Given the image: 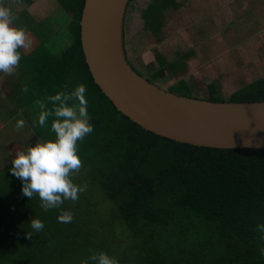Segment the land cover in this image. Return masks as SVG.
Segmentation results:
<instances>
[{
  "label": "trees",
  "instance_id": "16d2710c",
  "mask_svg": "<svg viewBox=\"0 0 264 264\" xmlns=\"http://www.w3.org/2000/svg\"><path fill=\"white\" fill-rule=\"evenodd\" d=\"M57 1L70 16L73 44L35 68L28 103L34 104V133L44 143L55 139V116L40 127L39 114L60 104L50 97L86 86L94 130L78 142L83 167L73 180L87 188L77 201L44 211L38 196L23 195L12 163L5 167L0 173V264H98L91 256L100 252L120 264H264V232L257 228L264 224V149L192 146L132 122L96 85L86 63L80 26L85 0ZM42 28L53 33L47 25ZM218 86L211 84L205 99L264 101V79L230 99ZM171 91L194 97L183 83ZM62 211L72 212L73 220L60 222ZM33 218L44 223L40 232L31 228Z\"/></svg>",
  "mask_w": 264,
  "mask_h": 264
},
{
  "label": "crops",
  "instance_id": "0c3cea01",
  "mask_svg": "<svg viewBox=\"0 0 264 264\" xmlns=\"http://www.w3.org/2000/svg\"><path fill=\"white\" fill-rule=\"evenodd\" d=\"M0 4L12 9L15 26L27 28L33 38L30 50L20 49L22 58L15 74L0 73L1 172L18 151H25L17 142L24 133L35 143H43L33 129L34 104L28 101L34 86L29 79L36 67L60 51L59 42L42 39L48 38L42 26L52 28L53 33H47L56 38L66 16L57 0H0ZM134 5L133 11L129 6L125 20L128 59L143 76L169 91L183 83L197 97L195 86L202 80L208 86H221L216 81L220 71L225 72L226 65L240 56L241 48L248 54L260 49L258 58L264 54V0H136ZM21 119L24 127L17 130Z\"/></svg>",
  "mask_w": 264,
  "mask_h": 264
},
{
  "label": "water",
  "instance_id": "95a60500",
  "mask_svg": "<svg viewBox=\"0 0 264 264\" xmlns=\"http://www.w3.org/2000/svg\"><path fill=\"white\" fill-rule=\"evenodd\" d=\"M132 0H85L81 42L92 77L116 109L175 142L217 149H264V101L216 102L164 89L138 72L125 50Z\"/></svg>",
  "mask_w": 264,
  "mask_h": 264
},
{
  "label": "clouds",
  "instance_id": "9594fccd",
  "mask_svg": "<svg viewBox=\"0 0 264 264\" xmlns=\"http://www.w3.org/2000/svg\"><path fill=\"white\" fill-rule=\"evenodd\" d=\"M16 19L10 7L0 4V73L9 76L15 74L19 67L22 58L20 49L28 51L33 46L31 33L25 27L15 26ZM24 91L27 92L26 87ZM86 91V86L80 84L71 92H59L50 97L53 102L60 101V104L40 112L39 126L45 127L48 118L54 115L51 131L55 139L37 143L26 151H18L12 161L11 172L22 181L23 195L30 199L38 196L44 211L60 208L66 200L77 201L80 193L87 188L86 184L78 186L73 180L83 167L78 155V142L94 130L88 114ZM68 100L75 103L70 106ZM40 107L44 109L42 103ZM24 124V120H18L17 130L23 128ZM73 218L74 214L70 211H62L58 217L63 223H69ZM30 226L34 232H40L44 223L33 218ZM257 228L264 232V224L257 225ZM32 236L33 232L27 233V238L31 239ZM260 253L264 255V247L260 248ZM91 259L97 260L98 264H120L116 257L105 252L93 254Z\"/></svg>",
  "mask_w": 264,
  "mask_h": 264
},
{
  "label": "rangeland",
  "instance_id": "374dc122",
  "mask_svg": "<svg viewBox=\"0 0 264 264\" xmlns=\"http://www.w3.org/2000/svg\"><path fill=\"white\" fill-rule=\"evenodd\" d=\"M135 3H136V0H134L132 3H130L129 6L132 8V9L130 8L131 11H133L135 9V5H134ZM130 9H129V11H130ZM65 16H66V21H65L66 22V29H65V25H60L61 27H63L62 28L63 30H61L60 36H57L56 38H50L49 34L44 31V33H46L48 38H42L43 40H47V41H48V39H50L49 42L50 41H54L55 43L59 42L60 43V45H59L60 51L67 49L68 47H70L73 44L72 32H71V28H69V25H70L69 22L71 21V19H70V16H68L67 14H65ZM36 25H38V24H36ZM40 29H41V27H39V32L42 33V30H40ZM58 29L59 28L57 27L56 32L58 31ZM34 39H35V37H34ZM238 50H239V48H238ZM258 50H260V49H258V48L253 49V51L249 52V54H248V52H245V49L241 48L240 51H242V53L240 54V56H237L236 60H234L231 64L228 63L226 65L227 69L225 72L220 71L221 77L216 81L221 84V86H218V89H219V91H221V95L224 98L230 99L234 93H236L239 90L247 87L248 85L256 82L258 79L264 78V54L261 55V58L256 57L257 54L260 53ZM234 51H236V48L234 49ZM37 60H38V57H37ZM199 80H202V79H199ZM172 82H170V83L174 84ZM209 86L207 85L205 80H202V82H200L199 84H197L195 86L196 87L195 89L197 90V92H199V93H197V95L200 98L209 97L208 96L209 95L208 94V92H209L208 87ZM166 87H168V86H166ZM26 116H28V118H29L28 114H26ZM29 136H28V133L26 132L17 141L19 144V147L22 146L25 149V151L27 150L28 147L35 146V144H37ZM5 139L8 140L9 138L5 137ZM74 178L78 179L79 174L75 175Z\"/></svg>",
  "mask_w": 264,
  "mask_h": 264
}]
</instances>
